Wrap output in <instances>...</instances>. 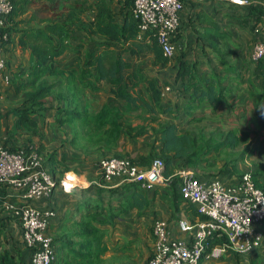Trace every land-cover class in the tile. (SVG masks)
Here are the masks:
<instances>
[{
  "label": "crops",
  "instance_id": "obj_1",
  "mask_svg": "<svg viewBox=\"0 0 264 264\" xmlns=\"http://www.w3.org/2000/svg\"><path fill=\"white\" fill-rule=\"evenodd\" d=\"M98 1L70 0V3L85 2L88 11L83 15V18L87 20L92 17ZM250 1L252 6L260 8H257V12H255L256 9H251L252 6H249L251 4L237 5L231 0H184V8L181 11V27L174 37L181 50L179 49L170 57L169 63L164 68L160 65H153V56L147 57L149 74L157 75L162 80L163 99L160 107L164 108V111H142L141 107L139 110L125 111L124 102L111 92L112 85L107 81L99 82L100 86L97 89L81 84L79 80H76L75 84L60 83L57 86L58 91H68L70 94L73 93L71 85H74L76 95H74V99L71 96L69 109H75L77 114L72 115L66 125L58 127L57 120L62 114L59 115L53 111L51 114L50 112L43 125V140L45 151L57 150L60 158L62 154H66V165L69 167L64 170L63 174L57 173L54 176L58 183L49 197L30 203L40 209L54 210L56 213L46 232L53 238L54 264H87L81 263L84 259L79 256L80 242L85 240L79 232L82 225L81 220L84 217L86 219L88 213L92 215L95 209L93 206L84 209L81 204L89 199L93 202L97 198L99 187L106 189L103 195L105 197L104 204L107 205L110 200H113L116 207L123 206L122 199H127V195L133 190L132 181L116 179L104 183L98 164L100 157L116 154L136 160L142 155L159 154L163 145L159 129L165 124L175 123L181 130L187 131L189 128L203 129L198 124L210 116L215 118L211 122L217 124L225 122L227 118L236 122L244 120L245 126L241 125L243 128L234 125L219 132L221 129L219 127L215 138L220 139L223 134L232 129L249 130L251 131L250 139L253 140V147L256 149L254 155L241 160L238 158L242 148L228 149V153H237L236 158L233 157L232 161L227 160V154L210 152L203 157L200 167L196 169L198 173L195 174L203 181L217 178L228 184H233L238 181L239 173L243 172V169L251 172L255 170L250 169L249 160H253L261 151L264 152V146L261 148L260 143H255V137H264V59L256 60L254 58L256 45L264 44V29L262 27L264 0ZM13 2L15 6L17 5V14L0 27V37L2 38L3 34L8 35V39L3 41V57L6 60L4 75L8 77H13L14 72L20 66L28 67L30 64V48L19 44L21 32L25 29L44 27L50 21L61 20L62 12L69 4L62 0H13ZM124 5L112 1V6L118 12L120 21H123L127 10L126 6L122 8ZM258 16L261 20H258ZM215 25L230 35L226 40L221 41L219 48L216 49L204 37L206 28ZM70 29L73 32V37L70 39L73 48L79 46L82 41L85 46L89 45L88 39L84 37V32L76 29L75 25H72ZM54 41L56 42L55 38ZM124 57L128 61L133 60L132 66L141 64V61H137V57H133L129 53H124ZM136 61L137 63H135ZM58 64L75 69L77 74L74 76L77 79L85 69L89 68L85 62L84 50L81 53L66 52L58 59ZM183 64L190 71L177 77L178 70ZM217 78L224 88L226 102L216 106L208 99L197 97L192 102V106H189L195 88L205 87L214 80L217 82ZM86 79H94V76L86 77ZM129 89L134 96H140V104L142 100H149L143 85L130 86ZM78 91L81 93L79 94ZM19 102L20 97L15 93L13 87L0 81V109L3 112L7 111L11 107L17 106ZM54 104L55 107L58 104L56 99L53 100ZM105 105L118 110V120L121 123L130 122L133 126L145 124L149 129L144 135L138 137H129L122 131L118 141L108 146L109 137L104 135V130L97 129L94 125L98 123L96 121L98 112ZM13 122V117L4 119L2 134L5 139L8 138L7 130L11 128ZM25 138H27V134L16 137L11 145H24ZM80 139L102 140L104 149L96 154L86 153L72 142ZM30 147L35 146L29 145L28 148ZM234 161L235 166H233ZM175 163L177 168L174 174L169 178L164 176L165 181L155 187L158 189L156 196L153 197L155 189H147L146 192L151 198V202L143 212L132 208L115 217L111 222L104 221V217H100L101 223L96 222L101 228L100 245L107 248L101 255L102 261L99 264H149L155 241L153 224L158 217L167 222V228L173 236L184 240L191 237L190 233L182 232L179 229V220L186 217L197 221L201 216L194 209L188 207L174 215L171 202L166 194L173 179L180 178V172L184 169H190L188 166L185 167L181 160H176ZM61 169L58 168L57 172ZM215 169H219L216 173L219 174L217 176H214L216 174L213 173ZM261 170L260 179L264 182V164ZM66 177H70L73 184L77 186L71 195L67 194L59 184ZM10 200L16 201L17 195L12 196ZM2 209L3 211L0 212V242L15 251L16 254L22 251L26 260H29V249L22 241V227L19 220L10 211L3 207ZM263 223L259 224L257 228L264 235ZM202 264H264V239L261 246L252 253L240 254L230 250L218 258L205 259Z\"/></svg>",
  "mask_w": 264,
  "mask_h": 264
},
{
  "label": "trees",
  "instance_id": "obj_2",
  "mask_svg": "<svg viewBox=\"0 0 264 264\" xmlns=\"http://www.w3.org/2000/svg\"><path fill=\"white\" fill-rule=\"evenodd\" d=\"M62 1L69 4L65 11L62 12L61 20L50 21L44 27L25 29L21 32L19 44L30 48V64L28 67L20 66L14 72L13 77H9V83L7 84L13 87L15 93L19 95L20 102L17 106L11 107L7 111L3 112L0 109V135L2 137H4L2 134L4 119L8 117L14 118L11 128L7 130L8 138L4 139L5 146L11 150H19L21 148L28 150L29 145H34L40 153H44V165L53 176L57 173L63 174L64 170H67L69 166L66 165V154H62L60 158L57 150L45 151L43 125L50 112L51 114H62L57 120L58 127L66 125L71 116L77 114L75 109H69L71 96L74 99V95H76L74 85H71L73 93L69 94L68 91H58L57 86L60 83H66V85L75 84L76 80H79L81 84L90 85L97 89L100 86L99 82L107 81L108 84L112 85L111 92L124 102L123 108L125 111L139 110L141 107L142 111L160 112L165 110L160 107L163 99L162 80L159 76L151 75L149 74L150 72H147L149 62L147 57L153 56V65H160L162 68L171 59L164 54L155 30H149L141 34L139 19L133 12L131 0L124 2L99 0L96 3V9L92 17L87 20L83 18V15L88 11V6L85 5V2L70 3V0ZM112 1L119 5L125 4L122 8L126 6L127 10L123 21H120L118 12L112 6ZM252 8L253 10L256 9L255 12H257V8L260 9L255 5ZM17 10V5H14V9L8 17L9 20L17 14ZM258 20H261V18L259 17ZM72 25H75L80 32H84V37L88 39V46H85L84 41H82L79 46L72 47L70 43V39L73 37V32L70 29ZM229 36L228 32L220 29L217 25L206 28L204 32V37L208 39V43L215 49L219 48V43L226 40ZM82 50L85 52L86 65L91 69H85L77 79L74 76L77 74L75 69L60 66L58 59L68 51L81 53ZM124 53L137 57V61H141V64L132 66L133 60H126ZM189 71V68L183 64L181 69L178 70L177 77L185 75ZM92 76H94V79H86V77L92 78ZM141 85L145 87L149 100H142L140 104V96H134L129 88L130 86ZM221 85V81L217 78V82L214 80L205 87H196L195 92L192 93V100L189 106H192V102L197 97L208 99L209 102L216 104V106L224 104L226 102L225 91ZM54 99L58 102L56 107L55 104L53 105ZM117 112L118 110L114 107L103 106L96 117L98 123L94 124L97 129L104 130V135L109 137L108 146L118 141L122 131L129 137H138L144 135L149 129L148 125L145 124L133 126L130 122L121 123L118 120L119 115ZM159 130L163 143L159 154L152 153L142 155L136 160L130 159L136 164L148 167L156 157L161 158L164 161V176L166 178L171 177L176 171V160L183 161L185 167L197 169L200 167L203 157L210 152L216 154L224 153L227 154L226 157L228 158L232 157V153H228V149L242 148L238 159L245 160L252 157L256 151L253 147V140L250 139L251 131L249 130L232 129L223 134L220 139L213 136L207 137L202 130L197 131L189 128L187 131H183L175 123L165 124ZM24 134H27L24 145H11L16 137H21ZM72 142L76 143V140ZM115 156L126 157L116 154ZM235 161L237 160L235 159ZM235 161L233 166L236 164ZM58 168L62 169L57 172ZM245 172H240L239 177ZM261 174V171L252 172L256 186L264 190V182L260 179ZM132 185L133 190L127 195V199H122L124 202L123 206L116 207L113 200H110L107 205L104 204L105 197L103 195L106 189L103 187H99L97 198L93 202L89 199L81 204L84 209H89L92 206L95 209L92 215L88 213L86 219L84 217L81 220L82 225L79 233L81 237L85 238L84 241L80 242L79 246V256L84 259L81 263L99 264L102 261L101 255L107 250L105 246L100 245L101 228L97 225V223L102 222L100 217H104V221L111 222L115 217L120 216L129 209L137 208L140 212H143L150 205L151 198L146 192L147 189L137 182H133ZM180 186L181 179H173L166 193L171 202L173 214L177 215L181 209L187 207L196 211L194 204L184 201ZM153 191L154 197L158 189ZM7 198L8 190L5 185L0 184V212L3 211L2 207L4 208ZM222 242V238H212L210 239V246L213 247ZM26 248L29 249V260H26L27 258L22 251L16 254L15 251L10 250L0 242V264H31L33 249L27 246ZM204 260L202 259L201 264Z\"/></svg>",
  "mask_w": 264,
  "mask_h": 264
},
{
  "label": "built area",
  "instance_id": "obj_3",
  "mask_svg": "<svg viewBox=\"0 0 264 264\" xmlns=\"http://www.w3.org/2000/svg\"><path fill=\"white\" fill-rule=\"evenodd\" d=\"M131 1L141 34L155 30L164 54L172 57L181 48L174 42V37L181 27L184 0ZM231 1L237 5L251 4L250 0ZM13 9V0H0V27ZM262 27L264 29V22ZM7 39V34L0 37V81L6 84L9 77L4 75L3 41ZM263 57L264 44L260 43L256 45L254 58ZM4 139L0 135V184L6 186L9 197L4 208L21 224L23 241L33 249L31 264H53V238L46 232L56 213L30 203L49 197L58 182L45 167L44 158L35 147L11 150L5 146ZM100 168L104 183L120 179L137 182L150 190L165 181L164 161L159 157L145 167L128 157L109 156L101 160ZM180 179L184 201L194 204L201 218L192 221L182 217L179 220V229L191 234L188 240L173 236L163 218L155 219L154 250L149 264H201L202 259L218 258L226 251L248 254L261 245L264 235L257 226L264 221V190L256 186L250 170L233 184L217 178L203 181L191 169L180 172ZM62 182L73 184L70 177H66L59 183L63 189ZM16 195L17 200L11 201L10 198ZM216 237L222 238L223 242L211 247L210 239Z\"/></svg>",
  "mask_w": 264,
  "mask_h": 264
},
{
  "label": "rangeland",
  "instance_id": "obj_4",
  "mask_svg": "<svg viewBox=\"0 0 264 264\" xmlns=\"http://www.w3.org/2000/svg\"><path fill=\"white\" fill-rule=\"evenodd\" d=\"M174 42L177 43L174 39ZM178 51V50H177ZM149 63V62H148ZM150 72V71H147ZM59 84V83H58ZM59 115H61V113H58ZM212 118L210 117H206L205 120H203V122L200 124H198L199 126H201L200 128L203 129H196L197 131H203L204 133H206L207 137H215V135H217L216 133L218 132L219 127L221 129H219V132H223V130L229 129L231 126L236 125L235 127H239V128H243L242 126H245V122L244 120H240L239 122L237 121H232L230 118L225 119L226 121L221 123V124H217L214 122H211ZM216 121V120H214ZM242 125V126H241ZM212 133V134H211ZM264 137L261 136L260 138L255 137V143L259 144L262 148V146H264ZM102 145V146H101ZM76 146H78L80 148V150L84 151V152H91L92 154H96V152L98 153V151H103L104 149V144L102 143V140H87V139H80L76 141ZM237 155L236 152H232V157H228L227 160H232L234 159L233 157H235ZM109 156H115V154H110V155H104L103 157H100L101 159L98 161V164L100 166V162L102 159L109 157ZM250 162V169H255L254 171H262L261 168L264 164V152H260L259 155L255 158H253V160H249ZM246 164H248L247 162H245ZM191 170H193L195 173H198V171L194 168L188 167ZM244 168V167H242ZM249 169V168H248ZM247 169V170H248ZM219 169H215L213 173H218ZM243 171H245L243 169ZM202 172V171H199ZM205 173V172H202ZM210 173V172H209ZM214 175V174H213ZM219 174H216L214 176H217Z\"/></svg>",
  "mask_w": 264,
  "mask_h": 264
},
{
  "label": "clouds",
  "instance_id": "obj_5",
  "mask_svg": "<svg viewBox=\"0 0 264 264\" xmlns=\"http://www.w3.org/2000/svg\"><path fill=\"white\" fill-rule=\"evenodd\" d=\"M62 183H64L65 192L69 195L73 194L77 186L70 183H65V182Z\"/></svg>",
  "mask_w": 264,
  "mask_h": 264
}]
</instances>
